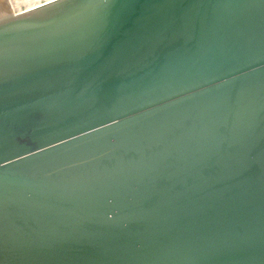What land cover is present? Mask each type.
<instances>
[{
	"label": "water",
	"instance_id": "1",
	"mask_svg": "<svg viewBox=\"0 0 264 264\" xmlns=\"http://www.w3.org/2000/svg\"><path fill=\"white\" fill-rule=\"evenodd\" d=\"M0 264H264V0H0Z\"/></svg>",
	"mask_w": 264,
	"mask_h": 264
}]
</instances>
